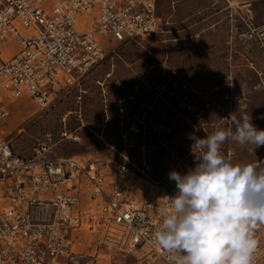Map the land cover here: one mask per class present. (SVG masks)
Returning a JSON list of instances; mask_svg holds the SVG:
<instances>
[{"label":"built area","instance_id":"obj_1","mask_svg":"<svg viewBox=\"0 0 264 264\" xmlns=\"http://www.w3.org/2000/svg\"><path fill=\"white\" fill-rule=\"evenodd\" d=\"M258 1L225 0L235 33L256 32ZM157 5L0 0V264H98L97 250H79L85 233L95 237L96 249L131 255L134 264H179L183 253L151 243L174 195L141 169L129 161L110 168L59 158L48 142L20 155L1 132L15 101L27 98L49 108L62 87L105 59L109 45L159 39L170 22L158 16ZM61 137L71 135L64 130ZM254 264H264L261 245Z\"/></svg>","mask_w":264,"mask_h":264},{"label":"rangeland","instance_id":"obj_2","mask_svg":"<svg viewBox=\"0 0 264 264\" xmlns=\"http://www.w3.org/2000/svg\"><path fill=\"white\" fill-rule=\"evenodd\" d=\"M230 13L225 0H158V16L170 22L159 39L109 45L105 59L62 87L47 109L15 101L3 137L24 156L48 142L59 158L110 168L129 161L175 195L169 173L195 167L204 151L196 139L234 130L232 115H250L264 130V0L254 6L252 34L235 33ZM250 148L229 139L221 154L233 164L264 161V146ZM254 235L264 247V224ZM96 245L85 233L79 250H97L98 264L135 262Z\"/></svg>","mask_w":264,"mask_h":264},{"label":"clouds","instance_id":"obj_3","mask_svg":"<svg viewBox=\"0 0 264 264\" xmlns=\"http://www.w3.org/2000/svg\"><path fill=\"white\" fill-rule=\"evenodd\" d=\"M234 130H216L195 144L203 149L194 168L169 173L176 193L162 212L151 237L153 247L181 252L179 264H254L259 240L255 230L264 224V161L233 164L221 154L229 139L264 146V130L250 115H232Z\"/></svg>","mask_w":264,"mask_h":264},{"label":"bare ground","instance_id":"obj_4","mask_svg":"<svg viewBox=\"0 0 264 264\" xmlns=\"http://www.w3.org/2000/svg\"><path fill=\"white\" fill-rule=\"evenodd\" d=\"M72 82H73V80H72Z\"/></svg>","mask_w":264,"mask_h":264}]
</instances>
